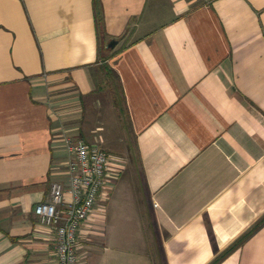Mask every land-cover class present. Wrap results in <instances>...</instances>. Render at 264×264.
Returning a JSON list of instances; mask_svg holds the SVG:
<instances>
[{
  "label": "crops",
  "instance_id": "crops-1",
  "mask_svg": "<svg viewBox=\"0 0 264 264\" xmlns=\"http://www.w3.org/2000/svg\"><path fill=\"white\" fill-rule=\"evenodd\" d=\"M99 11L0 0V264L57 263L35 206L69 184L67 137L112 155L79 264H211L237 243L218 264H264V0ZM105 63L132 136L107 143L98 115L118 107Z\"/></svg>",
  "mask_w": 264,
  "mask_h": 264
},
{
  "label": "built area",
  "instance_id": "built-area-1",
  "mask_svg": "<svg viewBox=\"0 0 264 264\" xmlns=\"http://www.w3.org/2000/svg\"><path fill=\"white\" fill-rule=\"evenodd\" d=\"M69 184L55 182L51 197L35 206L43 225L56 229V264H79L80 231L94 215L112 155L96 142L66 138Z\"/></svg>",
  "mask_w": 264,
  "mask_h": 264
},
{
  "label": "rangeland",
  "instance_id": "rangeland-1",
  "mask_svg": "<svg viewBox=\"0 0 264 264\" xmlns=\"http://www.w3.org/2000/svg\"><path fill=\"white\" fill-rule=\"evenodd\" d=\"M102 110V114L98 115L101 116V124L103 127H105V130H100L98 132H101L102 134L104 133V136L106 138V143H107V136L110 135L113 139H111V141L115 140H119L120 139V135L122 134L124 136L125 134H129L130 137L131 136V132L130 130H128L129 127L128 126V120L126 118V116L124 115V113L120 112L119 108H114L113 106H110L108 108H103ZM96 116V117H98ZM126 129V131H124L122 133V131L119 130H123ZM124 129V130H125ZM98 133H94L92 135H97ZM123 142V141H122ZM101 144L103 145L102 147L105 148V141H102ZM119 150V149H118ZM122 153H120L121 156L128 158L130 157L132 159L131 156H135L137 157V152L135 151V149H127L126 147H121ZM130 160V159H129Z\"/></svg>",
  "mask_w": 264,
  "mask_h": 264
},
{
  "label": "trees",
  "instance_id": "trees-1",
  "mask_svg": "<svg viewBox=\"0 0 264 264\" xmlns=\"http://www.w3.org/2000/svg\"><path fill=\"white\" fill-rule=\"evenodd\" d=\"M95 8H96V13L98 14V16H100L99 9L101 8V0H95ZM102 20H103V18H102ZM105 56H106V59H108L112 56V54H110V55L107 54ZM102 70H103L105 79L107 81V84H109V86H110L111 95H112V98L114 100V103L119 108L120 112L125 113V108L123 106V102H125V96H124L123 86L121 84V81L115 75L110 64L105 63L104 65H102ZM102 90H103V88L100 91H102ZM85 97L86 96H84L83 99H85ZM126 113H128V110L126 111ZM237 245H238V243L236 245L230 247V249H228L225 252L224 256L216 258L211 264H218Z\"/></svg>",
  "mask_w": 264,
  "mask_h": 264
}]
</instances>
